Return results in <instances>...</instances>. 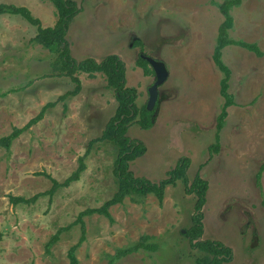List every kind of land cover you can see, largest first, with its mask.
Instances as JSON below:
<instances>
[{"label":"rangeland","instance_id":"obj_1","mask_svg":"<svg viewBox=\"0 0 264 264\" xmlns=\"http://www.w3.org/2000/svg\"><path fill=\"white\" fill-rule=\"evenodd\" d=\"M74 1L79 11L65 36L71 56L99 61L110 53L119 55L126 85L137 90L138 107L147 103L148 87L155 80L136 64L138 56L162 60L168 70L158 86L153 125L143 129L131 123L126 130L145 146L129 169L156 182L179 157L189 158V183L197 173L208 182L200 210L201 239L231 248L229 260L220 264H264V171L257 178L264 158V0H243L231 10L234 26L229 34L256 42L263 54L236 45L223 49L235 103L227 108L219 131L223 74L212 52L223 17L213 2L222 0ZM1 3L28 8L41 27H52L57 20L49 25L56 16L51 0ZM36 32L37 26L20 14L0 13V136L54 102L9 148L0 146V264H69L67 251L82 233L79 213L101 206L116 190V146L106 140L90 145L114 114L113 89L106 87L102 73L79 72V91L60 99L75 83L54 75L56 54L33 41ZM216 131L217 150L212 146ZM80 157L85 168L79 179L49 193L52 179L63 182L77 169ZM195 199L177 179L165 187L162 203L153 193H132L109 208L112 220L98 213L84 215L78 264H108L117 248L142 234L150 235L157 249H140L114 264H196L202 252L185 236ZM63 227L46 251L50 237Z\"/></svg>","mask_w":264,"mask_h":264},{"label":"trees","instance_id":"obj_2","mask_svg":"<svg viewBox=\"0 0 264 264\" xmlns=\"http://www.w3.org/2000/svg\"><path fill=\"white\" fill-rule=\"evenodd\" d=\"M56 8L57 20L52 27H41L38 18L33 17L30 14L28 8L24 6H16L14 4H0V13H14L20 14L32 25L37 26V32L33 37V41L40 44L42 47L49 49L56 54L52 68L54 75L68 76L74 83L73 90L60 96L65 98L68 95H75L80 87L81 81L76 75L79 72H85L89 76H94L95 73L100 72L104 75L106 81V87L113 89L116 99V108L114 114L110 116L106 122L101 134L90 140V145L95 141L106 140L110 141L116 146L117 155L114 160L113 172L116 179V190L112 197L107 199L101 206L94 208H87L81 211L77 217V221L81 224V236L78 241L71 245L67 251V257L69 264H78L76 257V249L79 247L84 239V228L82 217L84 215H91L98 213L112 220L109 212V208L112 205L121 203L123 199L132 194L137 193L142 196L153 193L158 198L159 203H162L164 189L168 185H174L177 179H180L184 183V191L187 194H195L194 213L191 216V225L187 228L185 236L188 239L190 246L202 252L200 256L196 257V264H220L223 261L229 260L232 250L229 246L225 245L221 241L213 239H201L204 228L202 217L203 214L200 211L206 202V191L208 188V182L200 177L197 173L189 183L187 178V168L190 163V159L187 157H179L177 163L173 168L166 172V176L159 181H150L149 179L136 176L129 169V162L136 157L142 155L145 152L144 144L138 139H131L127 136V128L131 123H137L141 128H150L154 122L155 110H147L146 104L138 107L136 105L137 90L134 87H129L125 83V63L115 53L105 55L101 60L97 61L93 57H85L80 60H76L70 54L67 40L65 38L69 23L73 17L78 13L79 8L74 0H51ZM243 0H222L221 2H213L221 12L223 20L217 27V34L215 38V45L212 52V60L215 66L223 74L219 82V92L223 98V103L220 108V112L217 116V129L222 128L227 116V108L234 104V98L231 92H229V79L231 75V69L225 64L222 58L223 49L229 45H236L254 52L260 56L263 51L256 42H248L243 39L234 38L229 34V31L234 26V17L232 15V8L239 6ZM142 43L140 40H136L135 44ZM136 64L143 69L145 75L154 74V70L140 55L136 60ZM54 102L46 103L40 111L32 118L28 120L26 124L21 127H14L12 131L5 136H0V146L9 148L13 139H15L23 131L27 130L31 125L38 122L42 118L46 109L53 105ZM218 131H216V142L212 145L215 150L218 149ZM83 157H80L79 165L75 171H73L63 182H58L52 179L53 185L49 190L52 193L56 188L60 186H67L70 182L78 180L79 174L84 170L85 164ZM264 171V158L259 165L257 172V178L260 177L261 172ZM40 195V194H39ZM37 196H33L34 199ZM13 201L26 200L25 198L12 197ZM62 229H58L49 239L46 244V251L53 245L59 237ZM150 235L142 234L135 242L130 245L117 248L112 255L108 264H114L116 259L121 258L132 252L139 251L140 249H148L155 251L158 247L156 243L149 242Z\"/></svg>","mask_w":264,"mask_h":264},{"label":"water","instance_id":"obj_3","mask_svg":"<svg viewBox=\"0 0 264 264\" xmlns=\"http://www.w3.org/2000/svg\"><path fill=\"white\" fill-rule=\"evenodd\" d=\"M154 70L155 80L148 87V100L146 103L147 110H152L158 98V86L164 82L168 75V70L162 60L153 58L152 56L141 55Z\"/></svg>","mask_w":264,"mask_h":264},{"label":"crops","instance_id":"obj_4","mask_svg":"<svg viewBox=\"0 0 264 264\" xmlns=\"http://www.w3.org/2000/svg\"><path fill=\"white\" fill-rule=\"evenodd\" d=\"M53 20H52V23H49V25H51V24H53V22L55 21V19H57L56 18V16H55V14L53 15V17H51ZM43 22V21H42ZM44 23V22H43Z\"/></svg>","mask_w":264,"mask_h":264}]
</instances>
